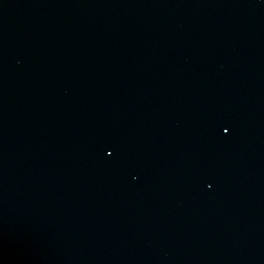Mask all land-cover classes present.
<instances>
[{
  "label": "water",
  "instance_id": "1",
  "mask_svg": "<svg viewBox=\"0 0 264 264\" xmlns=\"http://www.w3.org/2000/svg\"><path fill=\"white\" fill-rule=\"evenodd\" d=\"M0 264H264V0H0Z\"/></svg>",
  "mask_w": 264,
  "mask_h": 264
}]
</instances>
